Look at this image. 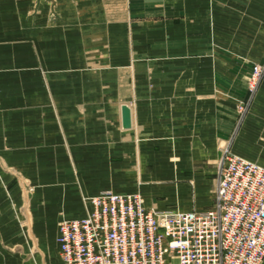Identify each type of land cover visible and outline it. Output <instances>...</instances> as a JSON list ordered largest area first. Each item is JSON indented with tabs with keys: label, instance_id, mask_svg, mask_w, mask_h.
I'll list each match as a JSON object with an SVG mask.
<instances>
[{
	"label": "crops",
	"instance_id": "crops-1",
	"mask_svg": "<svg viewBox=\"0 0 264 264\" xmlns=\"http://www.w3.org/2000/svg\"><path fill=\"white\" fill-rule=\"evenodd\" d=\"M229 5L0 0V264H32L33 246L61 264L58 220L102 189L211 206L255 60L229 34Z\"/></svg>",
	"mask_w": 264,
	"mask_h": 264
},
{
	"label": "built area",
	"instance_id": "built-area-1",
	"mask_svg": "<svg viewBox=\"0 0 264 264\" xmlns=\"http://www.w3.org/2000/svg\"><path fill=\"white\" fill-rule=\"evenodd\" d=\"M254 63L250 90L261 75ZM85 213L61 217V264H262L264 164L225 148L211 206L159 209L140 192L102 189L85 198Z\"/></svg>",
	"mask_w": 264,
	"mask_h": 264
},
{
	"label": "rangeland",
	"instance_id": "rangeland-1",
	"mask_svg": "<svg viewBox=\"0 0 264 264\" xmlns=\"http://www.w3.org/2000/svg\"><path fill=\"white\" fill-rule=\"evenodd\" d=\"M31 1L32 4H37L45 0ZM3 2L5 4L6 0H3ZM18 3L20 12H26L30 9V0H18ZM228 5L227 23L229 24V34L236 37L237 44L242 42L243 50H248L254 55L255 60H251L250 67L254 63H258L262 68V72L256 87L250 90L247 86L246 97L237 105V123L223 150L225 148L231 149L264 163V0H237V2L228 0ZM19 52L23 54L26 49L20 48ZM22 62L23 60L20 57V66L24 65ZM249 71L245 73L246 83ZM234 136H237V139L235 148L232 149ZM222 152L216 162L215 176ZM30 188L32 189V186ZM2 242L0 241L1 244H3ZM36 251L37 249L34 246L30 249L32 264H57L56 259L51 262L50 260L44 261L43 257L35 254Z\"/></svg>",
	"mask_w": 264,
	"mask_h": 264
},
{
	"label": "water",
	"instance_id": "water-1",
	"mask_svg": "<svg viewBox=\"0 0 264 264\" xmlns=\"http://www.w3.org/2000/svg\"><path fill=\"white\" fill-rule=\"evenodd\" d=\"M122 112V124L123 126H129L130 124V108L127 104L121 106Z\"/></svg>",
	"mask_w": 264,
	"mask_h": 264
},
{
	"label": "bare ground",
	"instance_id": "bare-ground-1",
	"mask_svg": "<svg viewBox=\"0 0 264 264\" xmlns=\"http://www.w3.org/2000/svg\"><path fill=\"white\" fill-rule=\"evenodd\" d=\"M144 199V198H143Z\"/></svg>",
	"mask_w": 264,
	"mask_h": 264
}]
</instances>
